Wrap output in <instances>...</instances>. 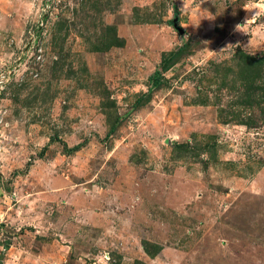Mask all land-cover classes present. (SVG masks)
<instances>
[{"label":"rangeland","instance_id":"obj_1","mask_svg":"<svg viewBox=\"0 0 264 264\" xmlns=\"http://www.w3.org/2000/svg\"><path fill=\"white\" fill-rule=\"evenodd\" d=\"M255 3L0 0V264H264Z\"/></svg>","mask_w":264,"mask_h":264},{"label":"clouds","instance_id":"obj_2","mask_svg":"<svg viewBox=\"0 0 264 264\" xmlns=\"http://www.w3.org/2000/svg\"><path fill=\"white\" fill-rule=\"evenodd\" d=\"M245 10H258V11H256L255 15L253 16V18H254L255 16L259 15L261 12H264V0H258V3L251 5V9L246 5ZM249 20H247L246 23H248ZM241 28H242V25H237L238 31H241Z\"/></svg>","mask_w":264,"mask_h":264},{"label":"trees","instance_id":"obj_3","mask_svg":"<svg viewBox=\"0 0 264 264\" xmlns=\"http://www.w3.org/2000/svg\"><path fill=\"white\" fill-rule=\"evenodd\" d=\"M174 56H175V54H173L171 56V58H169L168 60L172 59ZM160 78H161V72L160 71H156L155 74H154L153 84L157 85L158 83H160Z\"/></svg>","mask_w":264,"mask_h":264}]
</instances>
